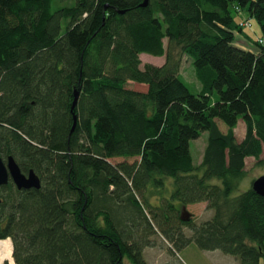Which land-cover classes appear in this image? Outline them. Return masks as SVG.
<instances>
[{
  "label": "trees",
  "instance_id": "trees-1",
  "mask_svg": "<svg viewBox=\"0 0 264 264\" xmlns=\"http://www.w3.org/2000/svg\"><path fill=\"white\" fill-rule=\"evenodd\" d=\"M145 1L53 11L54 0H0V158L42 180L40 190L0 187V240L12 239L16 264H146L152 222L176 251L195 242L241 264L264 260V197L241 192L246 158L264 153V45L238 46L233 17L247 10L264 37V0ZM142 54L166 62L142 69ZM183 56L198 94L181 76ZM204 132L197 166L191 142ZM171 181L153 205L151 190ZM177 203H207L214 215L183 221Z\"/></svg>",
  "mask_w": 264,
  "mask_h": 264
},
{
  "label": "rangeland",
  "instance_id": "rangeland-1",
  "mask_svg": "<svg viewBox=\"0 0 264 264\" xmlns=\"http://www.w3.org/2000/svg\"><path fill=\"white\" fill-rule=\"evenodd\" d=\"M75 0H54L53 2V11L58 10L59 8L63 6H70L74 5ZM233 17L236 20L237 23L245 21L246 19L250 18L249 13L247 10L242 11V13L236 14L233 12ZM252 23V28L250 30H243L241 32V35H237V44L238 46H243L244 48H252L253 43L248 42L246 39L250 40L248 38L249 35H252L253 39L262 40V43L264 44V37L262 35L261 29L259 24L256 22V19L250 18ZM66 29V25L63 24V31ZM251 41V40H250ZM260 42V40H259ZM164 45L167 48L168 41L164 40ZM142 66L141 68H144L145 64H152V65H161L163 66L166 62L165 56L163 57H155L151 56L149 54H143L141 57ZM181 76L184 79V81L187 83L191 91L195 94H198L201 90V84L198 82L194 66H193V59L188 56H183L182 58V64H181ZM127 89L136 90L140 92H145L148 89V86L145 84H139L136 82H128L125 86ZM246 134V126L242 120L239 121L236 129H235V137L238 142H242L245 138ZM208 132L202 133L201 137L195 141L191 142V154L194 160L195 165H200L203 160L204 150L207 144L208 140ZM264 159V153L261 155L260 159L257 160L253 157L246 158V177L244 181L242 182L241 186V192L246 191L252 186V180H255L259 178L260 176L264 175V166L259 164L260 160ZM112 165L116 166L123 162H128L129 164L134 163L135 159H124V158H114L108 160ZM27 174V173H26ZM170 182V180H169ZM172 184L164 189H153L151 190L150 194L148 195L150 202L153 205H159L160 204V198H168L170 196V192L172 190ZM178 208L182 206V204L177 203L176 204ZM187 212H189L193 218V222L197 225L209 221L212 219L214 215L213 210L207 209V203H197L194 205H188L186 206ZM145 214L150 218L149 210H144ZM153 226L155 227V233L151 236V241L154 243L153 247H147L143 251V257L146 264H241L240 261L230 255H226L222 253L221 251H204L201 250L195 242H192L188 246H179L178 250L176 251V247L173 243H170L166 240V238L160 233L159 229L155 226L154 222ZM184 237H191L193 235V232L189 227L180 225L179 226ZM147 228L146 226L141 227L139 232H143V230ZM9 241V243H12V251L11 256L9 259L6 257L3 259L2 264L9 263V264H15L13 253H14V245L11 238H8L6 240H0V242H6ZM10 249V247L6 246ZM6 256V255H5ZM126 264H129L126 262ZM261 264H264V260H262Z\"/></svg>",
  "mask_w": 264,
  "mask_h": 264
},
{
  "label": "water",
  "instance_id": "water-1",
  "mask_svg": "<svg viewBox=\"0 0 264 264\" xmlns=\"http://www.w3.org/2000/svg\"><path fill=\"white\" fill-rule=\"evenodd\" d=\"M148 1L146 0L143 7L147 6ZM79 92L74 93V101L72 109H75L78 105ZM77 117L74 116V124L72 132L75 130L77 125ZM12 181L13 184L19 191L22 190H40L42 188V181L40 176L34 171L30 170L27 174L23 173L19 164L13 156H9L6 161L0 158V187L6 186ZM252 190L259 196L264 197V175L255 179L252 183ZM180 212V218L183 221H189L192 216L186 210V206L178 208Z\"/></svg>",
  "mask_w": 264,
  "mask_h": 264
},
{
  "label": "bare ground",
  "instance_id": "bare-ground-1",
  "mask_svg": "<svg viewBox=\"0 0 264 264\" xmlns=\"http://www.w3.org/2000/svg\"><path fill=\"white\" fill-rule=\"evenodd\" d=\"M6 246L10 247L7 248ZM6 255V256H5ZM11 256V244L9 243V241L6 242H0V264H2L3 259L6 257L7 259H9Z\"/></svg>",
  "mask_w": 264,
  "mask_h": 264
},
{
  "label": "built area",
  "instance_id": "built-area-1",
  "mask_svg": "<svg viewBox=\"0 0 264 264\" xmlns=\"http://www.w3.org/2000/svg\"><path fill=\"white\" fill-rule=\"evenodd\" d=\"M240 26H241L242 28H251V23H250L249 20H247V21H245V22H242V23L240 24ZM260 43L262 44V40H260Z\"/></svg>",
  "mask_w": 264,
  "mask_h": 264
},
{
  "label": "crops",
  "instance_id": "crops-1",
  "mask_svg": "<svg viewBox=\"0 0 264 264\" xmlns=\"http://www.w3.org/2000/svg\"><path fill=\"white\" fill-rule=\"evenodd\" d=\"M245 30H248V29H245ZM248 38H250V40L252 39L251 41H253V40H254V39H253V37H252V35H249V36H248ZM246 40H247V41H249V42H251V41H250V40H248V39H246ZM240 47H243V46H241V45H240ZM243 48H244V47H243ZM142 55H143V54H142ZM142 55H141V56H142ZM155 66H158V67H160L161 65H155ZM145 92H146V91H145ZM11 251H12V243H11Z\"/></svg>",
  "mask_w": 264,
  "mask_h": 264
},
{
  "label": "flooded vegetation",
  "instance_id": "flooded-vegetation-1",
  "mask_svg": "<svg viewBox=\"0 0 264 264\" xmlns=\"http://www.w3.org/2000/svg\"><path fill=\"white\" fill-rule=\"evenodd\" d=\"M42 181V180H41Z\"/></svg>",
  "mask_w": 264,
  "mask_h": 264
}]
</instances>
